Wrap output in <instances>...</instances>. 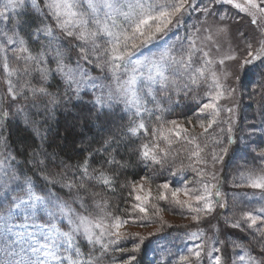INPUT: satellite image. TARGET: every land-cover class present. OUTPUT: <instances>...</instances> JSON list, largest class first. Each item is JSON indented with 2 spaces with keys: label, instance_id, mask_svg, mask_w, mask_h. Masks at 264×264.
Instances as JSON below:
<instances>
[{
  "label": "snow or ice",
  "instance_id": "snow-or-ice-1",
  "mask_svg": "<svg viewBox=\"0 0 264 264\" xmlns=\"http://www.w3.org/2000/svg\"><path fill=\"white\" fill-rule=\"evenodd\" d=\"M81 101L96 135L50 152ZM149 246L264 264V0H0V264H142Z\"/></svg>",
  "mask_w": 264,
  "mask_h": 264
},
{
  "label": "trees",
  "instance_id": "trees-1",
  "mask_svg": "<svg viewBox=\"0 0 264 264\" xmlns=\"http://www.w3.org/2000/svg\"><path fill=\"white\" fill-rule=\"evenodd\" d=\"M253 79V75L250 73L247 77V80ZM53 90H55L56 82H52ZM90 97L85 96L84 101H87ZM77 103V102H73ZM84 107V102H79L78 106L73 108L71 105H69V108H71V111H66L63 108L58 109L55 118L50 122L51 124V131L49 133V139L50 141H54L52 144V147L49 149V151H56L60 152V149H64L63 152H60V155L62 157H67L68 155L75 156L74 148L75 146L79 145L81 142L87 143L89 142L93 136L96 135L97 131H95L91 124L88 126L91 130L87 131L80 127L79 121H77V117L81 113V109ZM255 106L253 105L252 109L254 110ZM186 108L181 107L178 109L179 112H175V115L178 119L183 120L184 114L187 113L189 116L190 114L186 112H182V110ZM188 109V108H187ZM181 111V112H180ZM10 134L11 139L17 143L18 145H21V142L25 143H31L32 137L29 132H27L18 122L12 121L8 127L7 133ZM131 178V174H130ZM167 178L160 177L158 179V182H161L163 179ZM127 193H125V196ZM123 206V205H122ZM173 235H177L176 231L171 230ZM171 239V237H170ZM175 243L177 245H180V241L176 240ZM152 246H149V250L146 251V255L143 256L142 264H146V256L149 258V260L153 261V263L158 259L159 253L151 251ZM176 251L177 249H173Z\"/></svg>",
  "mask_w": 264,
  "mask_h": 264
},
{
  "label": "rangeland",
  "instance_id": "rangeland-1",
  "mask_svg": "<svg viewBox=\"0 0 264 264\" xmlns=\"http://www.w3.org/2000/svg\"><path fill=\"white\" fill-rule=\"evenodd\" d=\"M244 104L247 108V111H248V114L249 116L252 115L253 113V105L251 108H248L247 106L250 104V101L248 100L247 96H245L244 98ZM191 104V101H183L177 108H176V111L175 112H179L178 109L181 107L182 108H186V111H187V108L188 106ZM192 107H195L194 104H191ZM185 109L182 110V112H186ZM175 112L173 113V115L170 117V118H173V119H178L177 116L175 115ZM181 112V111H180ZM189 113V112H188ZM190 116H191V113H189ZM78 121V119H76ZM181 120V119H180ZM95 131H98L97 128H93ZM174 149L179 147V145H174L173 146ZM156 183H159L158 180L156 181ZM154 187V186H153ZM164 216H165V219L168 220L169 222H172V223H187V221H185L180 215H173L171 211H165L164 213ZM157 225H150L149 227L147 228H133L132 230L133 231H140L141 233H146L150 230H153ZM174 231H176V233H181L183 230L182 229H172ZM171 231V230H170ZM146 264H154L153 261L149 260V258L146 256Z\"/></svg>",
  "mask_w": 264,
  "mask_h": 264
}]
</instances>
